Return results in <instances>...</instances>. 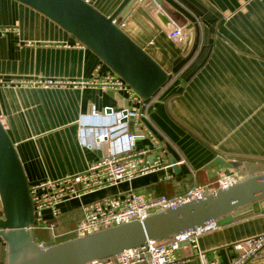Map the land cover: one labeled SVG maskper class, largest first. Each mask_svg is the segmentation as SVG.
<instances>
[{"label":"crops","instance_id":"crops-1","mask_svg":"<svg viewBox=\"0 0 264 264\" xmlns=\"http://www.w3.org/2000/svg\"><path fill=\"white\" fill-rule=\"evenodd\" d=\"M111 15L123 0H89ZM160 13L167 18L164 21ZM118 22L169 74L168 82L142 107L143 122L164 144L162 164L174 167L150 172L60 205L55 245L83 217L82 205L117 196L130 189L147 195L174 196L195 184L216 181L209 167L218 153L243 162L247 174L264 169V0H131ZM169 24L185 26L182 45L168 36ZM0 27L18 28L0 36V118L15 142L29 183L77 174L98 161L97 133L106 108L134 106L125 91H103L72 81L91 80L112 71L88 47L39 11L17 0H0ZM99 118H91L93 111ZM128 132H138L129 121ZM84 134L88 145L81 144ZM151 137L136 138L135 149L158 153ZM217 170V171H216ZM173 174L170 180L166 174ZM264 234V214L254 213L218 225L177 251L183 264H200L197 256L229 263L238 256L235 243ZM64 238V239H63ZM63 239V240H60ZM0 237V264L6 263ZM247 264H264V248Z\"/></svg>","mask_w":264,"mask_h":264},{"label":"water","instance_id":"water-1","mask_svg":"<svg viewBox=\"0 0 264 264\" xmlns=\"http://www.w3.org/2000/svg\"><path fill=\"white\" fill-rule=\"evenodd\" d=\"M17 1L59 24L143 99L153 98L168 82V72L118 22L131 0H123L109 16L89 0ZM159 16L168 21L161 13ZM108 154L109 143L102 142L100 156ZM172 163L179 173L175 158ZM218 165L235 169L242 167L243 162L218 153L209 167ZM0 209V237L7 251L5 264H87L141 246L150 239L174 237L210 221L224 225L245 215L264 214V169L249 171L227 188H218L196 201L151 213L143 221L120 224L43 248L31 231L35 212L29 179L15 142L0 118ZM45 217L53 218L50 210L45 211Z\"/></svg>","mask_w":264,"mask_h":264},{"label":"built area","instance_id":"built-area-1","mask_svg":"<svg viewBox=\"0 0 264 264\" xmlns=\"http://www.w3.org/2000/svg\"><path fill=\"white\" fill-rule=\"evenodd\" d=\"M121 24V23H120ZM122 26V24H121ZM168 36L179 44L187 42V30L185 26L169 24ZM13 31L19 34L18 28L0 27V36ZM101 65L95 68L91 80L72 81V85H90L100 87L103 91H125L128 100L134 106L121 110L113 107L106 108L103 127L97 133V147L102 142L109 143V154L102 156L98 161L91 163L88 168L77 174H69L60 178L46 179L30 184V191L34 203L35 221L31 227L33 230H46L50 233L52 241H56L59 234L57 219L61 216L60 205L70 199L96 192L121 182L131 181L139 176L146 175L161 169L172 168L173 163L162 164L164 158V144L148 130L143 122L144 113L142 107L146 102L131 88L119 75L113 71L100 74ZM7 82L0 79V84ZM91 118H99L100 113L95 110L90 114ZM127 118V121H124ZM129 121H134L138 132L127 131ZM151 137L154 141V150L158 155L153 162L146 161V155L152 149H135L136 138ZM81 144L88 145L84 134L80 135ZM243 173L234 169L227 172L223 169L215 182L208 184H195L186 192L174 196L147 195L130 189L123 194L92 201L82 205L83 217L77 222L70 234L75 237H83L106 228L129 223L135 220L143 221L151 213L168 207L175 208L186 202L203 198L207 193H215L218 188H227L242 177ZM173 174H166L164 179L170 180ZM50 210L51 219L45 217V211ZM0 217L2 211L0 209ZM215 221H210L204 226H197L183 231L174 237L156 241L147 240L143 245L127 249L117 255L104 259H97L87 264H183L184 260L177 256V251L186 244L198 247V238L217 227ZM35 241L43 248L47 245L43 241ZM239 251L238 256L225 264H247L248 260L258 254L264 248V234L245 239L235 243ZM200 264H224L216 258L209 259L205 251L197 254Z\"/></svg>","mask_w":264,"mask_h":264},{"label":"rangeland","instance_id":"rangeland-1","mask_svg":"<svg viewBox=\"0 0 264 264\" xmlns=\"http://www.w3.org/2000/svg\"><path fill=\"white\" fill-rule=\"evenodd\" d=\"M231 171V169H229ZM234 169H232L233 171ZM244 176V175H242ZM35 236H37L38 239H41V238H46L49 240V237H50V233L46 230H35ZM51 238V237H50ZM64 239V238H63ZM63 239H60V240H63Z\"/></svg>","mask_w":264,"mask_h":264}]
</instances>
